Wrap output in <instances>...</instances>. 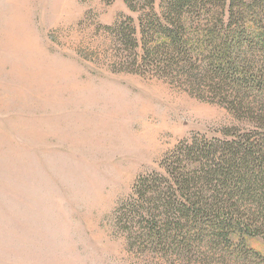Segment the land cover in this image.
Masks as SVG:
<instances>
[{"label": "rangeland", "instance_id": "374dc122", "mask_svg": "<svg viewBox=\"0 0 264 264\" xmlns=\"http://www.w3.org/2000/svg\"><path fill=\"white\" fill-rule=\"evenodd\" d=\"M139 15L126 0H0V264H186L124 206L181 141L240 122L183 76L123 70L112 28ZM246 241L264 264V238Z\"/></svg>", "mask_w": 264, "mask_h": 264}, {"label": "trees", "instance_id": "16d2710c", "mask_svg": "<svg viewBox=\"0 0 264 264\" xmlns=\"http://www.w3.org/2000/svg\"><path fill=\"white\" fill-rule=\"evenodd\" d=\"M126 2L140 15L112 28L123 70L183 76L240 124L181 141L164 172L137 178L123 215L186 264H255L246 240L264 238V94L249 93L264 91V0Z\"/></svg>", "mask_w": 264, "mask_h": 264}]
</instances>
